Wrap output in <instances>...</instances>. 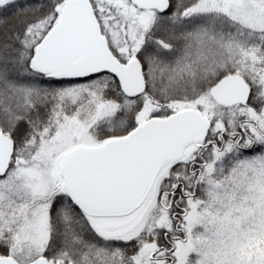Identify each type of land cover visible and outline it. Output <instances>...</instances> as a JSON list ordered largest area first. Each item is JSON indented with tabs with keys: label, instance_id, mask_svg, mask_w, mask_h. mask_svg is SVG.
<instances>
[{
	"label": "snow or ice",
	"instance_id": "6c2138e0",
	"mask_svg": "<svg viewBox=\"0 0 264 264\" xmlns=\"http://www.w3.org/2000/svg\"><path fill=\"white\" fill-rule=\"evenodd\" d=\"M0 264H264V0H0Z\"/></svg>",
	"mask_w": 264,
	"mask_h": 264
}]
</instances>
